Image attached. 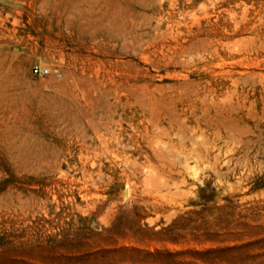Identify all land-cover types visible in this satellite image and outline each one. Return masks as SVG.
<instances>
[{
    "label": "rangeland",
    "instance_id": "1",
    "mask_svg": "<svg viewBox=\"0 0 264 264\" xmlns=\"http://www.w3.org/2000/svg\"><path fill=\"white\" fill-rule=\"evenodd\" d=\"M0 55V264H264V0H0Z\"/></svg>",
    "mask_w": 264,
    "mask_h": 264
},
{
    "label": "built area",
    "instance_id": "2",
    "mask_svg": "<svg viewBox=\"0 0 264 264\" xmlns=\"http://www.w3.org/2000/svg\"><path fill=\"white\" fill-rule=\"evenodd\" d=\"M33 72L35 74L45 75V74H48L49 73V70L48 69H43L42 67H35L33 69Z\"/></svg>",
    "mask_w": 264,
    "mask_h": 264
},
{
    "label": "bare ground",
    "instance_id": "3",
    "mask_svg": "<svg viewBox=\"0 0 264 264\" xmlns=\"http://www.w3.org/2000/svg\"><path fill=\"white\" fill-rule=\"evenodd\" d=\"M68 1H69V0H68ZM64 2H65V1H64ZM40 13H41V12H40ZM45 13H46V11H45ZM2 36H3V35H2ZM8 36H9V35H8ZM1 40H2V39H1ZM3 40H4V39H3ZM15 42H16V41H15ZM1 44H2V43H1ZM3 44H4V43H3ZM8 44H9V43H8ZM5 47H6V46H5ZM7 47H8V46H7ZM9 47H10V46H9ZM4 52H5V51H4ZM7 52H8V51H7ZM10 53H11V52H10ZM10 53H9V55H10ZM12 54H14V53H12ZM3 55H4V54H3ZM5 55H6V54H5ZM0 56H1V55H0ZM7 57H8V56H7ZM13 57H14V55H13ZM0 58H1V57H0ZM5 58H6V56H5ZM5 58H3V59L6 60ZM0 61H1V60H0ZM6 62H7V61H6ZM6 62H5V63H6ZM6 65H7V64H6ZM0 66H1V65H0ZM2 68H3V67H2ZM3 70H4V69H3ZM1 71H2V70H1ZM7 78H8V77H7ZM98 80H99V79H97V81H98ZM101 82H103V81L101 80ZM16 83H17V82H16ZM19 83H20V81H19ZM104 83H105V82H104ZM5 84H6V83H5ZM8 84H9V83H8ZM3 85H4V84H3ZM3 85H2V86H3ZM10 85H11V84H10ZM10 85H9V86H10ZM2 86H1V87H2ZM5 86H6V85H5ZM5 86H4V87H5ZM19 86H20V85H19ZM11 87H12V86H11ZM13 87H14V86H13ZM5 88H6V87H5ZM9 89H10V87H9ZM89 89H90V88H89ZM2 90H3V89H2ZM5 90H6V89H5ZM99 91H100V90H99ZM95 92H96V91H95ZM91 96H92V94H91ZM5 103L8 105L7 101H6ZM9 104H10V103H9ZM2 105H4V104H2ZM8 107H9V106H8ZM9 110H10V108H9ZM16 146H17V145H16ZM13 147H14V145H13ZM17 147H18V146H17ZM19 148H20V147H19Z\"/></svg>",
    "mask_w": 264,
    "mask_h": 264
}]
</instances>
